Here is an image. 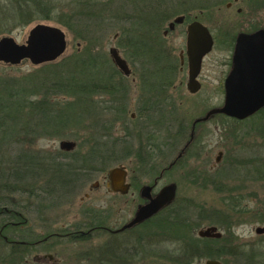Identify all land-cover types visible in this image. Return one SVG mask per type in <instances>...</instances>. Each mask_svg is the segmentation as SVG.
Masks as SVG:
<instances>
[{
  "label": "rangeland",
  "instance_id": "374dc122",
  "mask_svg": "<svg viewBox=\"0 0 264 264\" xmlns=\"http://www.w3.org/2000/svg\"><path fill=\"white\" fill-rule=\"evenodd\" d=\"M65 1L60 0V2ZM18 2L19 0H0V32L6 31V33L0 34V38L9 36L18 44H23L29 30L37 24H45L58 27L66 34V51L55 62L82 50L84 44L75 41L73 35L55 22L36 21L28 25H21L20 20L22 19L18 16V7L21 6L27 19L30 16L25 10L30 9V6L27 8V6L17 4ZM204 2L201 1L202 4ZM174 18L171 17L164 24L163 30L167 29L168 24ZM188 19L190 20L187 22L196 19L206 26L215 43L211 53L202 62L200 72L202 87L200 91L195 95H190L184 87L177 89V91L174 90L175 92L169 93L171 100L168 104H177L179 107L178 113L181 119L185 120L184 123L186 122V142L192 130V133H196L198 139L186 150V166L184 159H182L171 170L164 172L162 179L158 181L155 192L167 184H175L177 200L184 202L186 199H190L202 205L204 209V212H202L203 218L199 219V223L197 221V224L195 222L192 226L197 227L194 234L198 237L199 230L208 227L217 228L222 234L221 237H224L219 244L220 251L222 253L224 251V255L220 257L221 260H217L221 264H264V234L261 236L255 234V228L264 227L260 209V203L264 202V181L260 177L264 176L262 173L264 147L262 146L263 140L259 137V135H264V122H256L252 132L249 131L250 125L248 122L233 124L219 122L218 118L197 127L191 126L194 119L201 117L206 111L218 107L221 102L222 93L217 84L221 73L226 69L225 63L232 53L234 42L232 38H235L240 32L248 33L254 26L264 24V0H253V2H250V7L243 0H230L209 12L196 10L189 14ZM19 21L20 23H18ZM184 30L185 24L177 25L167 35V46L171 47L176 58L180 49L184 46ZM118 33L117 29L104 32V37L101 38L102 46L93 49L92 52L100 51L99 55L109 59L108 50L114 47L121 54L117 46L120 34ZM144 56L141 55V58ZM33 67L35 66H32L28 61L18 66L0 63V77L20 78L23 74L30 72ZM130 83L131 87L129 86L130 89L127 92L124 91L119 94V92L113 93L108 90L106 93H109V96L102 93L95 94V100L100 110L105 107V110L101 111V120L104 125H109L108 129H110L109 132H106L109 133L110 137H104L110 139H103V141L117 140L120 149H128L132 146L131 154L133 156L124 160L114 157L112 160L116 161L111 162L108 168L123 166L127 170L128 182L132 185V191L129 195L123 197L109 192L106 171L104 173H94L90 180L86 179L83 183L75 182L77 189L72 192L69 190L67 203L61 201L57 204L54 198H44L41 202V209L38 207L37 202L35 204L28 202L26 196H23V198L16 197L15 200L19 204L15 206L14 210L24 214L22 219L25 223L26 233L25 235L10 234V241L20 242L25 240L31 244L49 234L55 233L58 235L49 238L45 242L46 248L48 246L47 250H43L45 245L42 244L37 246L35 251L28 252L24 257L26 262L24 264H94L95 261L103 258L108 264H119L117 260L114 262L113 258L115 257L120 258L121 264H167L171 249L175 247L173 239H170L167 233L160 232L152 238L150 237L149 240L145 238L142 241L146 246V251L148 253L154 252L155 255L150 258V255L146 252L143 259H141L142 246L136 243V239L140 237L143 240L145 233L141 232V234L137 229H135V232L121 236L119 238L122 239L121 242L108 238L111 240L109 244L106 241V236L102 233L97 235L99 232L91 234L86 241L77 238H74V240L72 237L74 236L75 226L82 225L81 221L84 215L81 212L85 213L86 210L88 213L103 216L109 213L110 218L106 225L113 229L127 222L141 202L138 197L139 189L143 185L153 183L155 177L161 173L160 170L167 168L166 166L174 160L184 142L181 137L183 132H178V135H180L178 140L181 139L182 142L180 141L181 143L175 146L176 138L171 135L175 132L177 126L169 124L167 120H153L150 115L153 114L154 110L152 109L151 112L143 110L145 107L142 106H146L147 103L144 99L141 101L140 95L135 89V83ZM110 96L115 99L114 104H111L112 98ZM138 96L140 99H138ZM149 98L151 102L154 101L153 94H151V97L148 96ZM103 100H106L108 104H99L98 101L103 102ZM123 106L125 111V113L123 112L124 120L110 125L113 121V114L109 112V108H118L119 112H122L123 109L120 111V108ZM79 110V107H75L69 112V115L64 116L65 122L67 121L66 124L78 130L73 128L67 131L60 130L64 135L59 137L28 141L29 144L26 143L25 145H7L3 149V154H5L3 167L10 169L12 166L13 168L17 156L24 153L26 155L32 154L38 162L41 159V163L45 164L43 168L39 169V166L37 168L40 175L34 184V188L39 190L50 187L51 184L44 185V178H46V174L43 173L44 168L50 169L46 165L47 159L59 162L62 160L69 161L72 157H78L79 153H87L93 146V128L90 130L88 126L82 125L89 130L83 133L78 132L79 128L77 127L82 124V121L77 118ZM82 112L81 117L90 122V111L83 110ZM146 113L149 115V120L145 117ZM55 119L56 121L61 120V118ZM141 127L143 130H141ZM138 131L145 132L144 138H141L143 142L141 140L139 142V138L136 136ZM150 132L156 135L153 136L152 142H158L159 147L161 146L160 152H156L155 155L152 153V157L142 153V146H140V143H143L144 149L150 148L145 139L147 135H150ZM229 133L236 134V137H242L241 141L235 142L233 136L229 137ZM132 136H134L133 139ZM158 136H164L167 139L168 147L167 145L164 147L159 142L158 138L160 137ZM147 138L150 137L147 136ZM123 139L127 141L126 145L120 144ZM61 141L75 143L74 149L70 152L61 151L59 149ZM218 152H222V156L217 164L215 158ZM159 153L165 156L161 158ZM8 160H10V165ZM112 160L110 159V161ZM152 165L155 166L156 176L145 175L146 177L142 178L136 176L137 170H149ZM64 177H66V174L63 175ZM29 188L27 187L28 190H30ZM239 195H242L243 200H241L238 207L240 209L247 208L250 212L231 218L232 215L229 214L226 203L235 200ZM229 221L231 222L230 226H228ZM18 228L22 229L23 227L18 226ZM29 232L32 233L29 234ZM5 244H7L5 248L0 247V258L9 251L10 243ZM20 244L22 245V243ZM89 254L90 256H88ZM48 255L51 256L52 260L44 259V256ZM85 259H91L92 262L86 263ZM205 261L207 260L196 261L195 264H205Z\"/></svg>",
  "mask_w": 264,
  "mask_h": 264
},
{
  "label": "trees",
  "instance_id": "16d2710c",
  "mask_svg": "<svg viewBox=\"0 0 264 264\" xmlns=\"http://www.w3.org/2000/svg\"><path fill=\"white\" fill-rule=\"evenodd\" d=\"M201 1L205 2L202 4ZM226 1L230 0H66L65 2H60V0H19L17 4H22L27 8L30 6V9H24L30 16L27 19L21 6L18 7L19 13H17L22 19L20 20L21 25H28L36 21L55 22L73 35L75 41L84 45L82 50L76 51L71 56L58 62L33 67L30 72L23 74L20 78L0 77V231L2 230L0 247L5 248L7 245L5 243L11 242L10 234L25 235L26 233L25 223L22 219L24 214L14 210L15 206L19 204L15 200L16 197L23 198L26 196L28 202L31 204L37 202L41 209V202L44 198H54L57 204L61 201L67 203L69 190L72 192L77 189L75 182L83 183L86 179L90 180L96 172L108 171L109 164L116 161L112 160L114 157L124 160L133 156L131 154L132 146L128 149H120L117 140L103 141V139H110L109 133H106L110 130L108 129L109 125H104L101 120V111L105 110V107L100 110L97 103H93L92 100L94 94L106 93L108 90L115 93V88L106 81V78L113 73L106 71H117L116 67L110 58L106 59L99 55L100 51L92 52L93 49L102 46L101 38L104 37V32L114 29L119 31L117 46L123 58L130 63L133 69L140 67L146 71L150 70L152 57L157 54L159 74H164L167 70H173L168 57L170 51L163 47L162 30L164 24L171 17L178 15H185L188 21L190 20L188 19L189 14L192 12L196 10L209 12ZM243 1L249 7L250 2H253V0ZM2 33H6V31L0 32V34ZM141 55L145 56L141 58ZM116 92L118 93V91ZM150 93L148 90L143 94L144 98L147 97L145 100L147 104H152L151 99H148V96L151 97L152 93ZM157 100L158 104L159 102L160 104H168L171 97L168 92L160 90L157 93ZM114 103L115 99L112 98L111 104ZM75 107L80 108L77 118L82 121V124L77 127L79 128L78 132L83 133L91 130V128L94 129V134H92L93 146L87 153H79L78 157H72L69 161L62 160L59 162L47 159L46 165L50 169L44 168L43 173L46 174L44 185L51 184L50 187L39 190L34 188V184L40 175L37 168L39 166L41 169L45 164L41 163V159L38 162L32 154L26 155L24 153L17 156L13 168L12 166L10 169L3 167L2 163L5 160L3 149L7 145H25L26 143L29 144L28 141L59 137L64 135L61 131H67L70 128L76 129L66 124L67 121L65 122L64 119V116L69 115V112ZM120 109L123 111L119 112L118 108H109V112L113 114V121L110 125L124 120V106ZM83 110L90 111V122L81 117ZM55 118H61V120L56 121ZM82 125L88 126L89 129ZM141 130H143L142 127ZM144 134L145 132L141 131L136 133L139 142L142 141L141 138H144ZM106 136L109 137L104 138ZM147 136L145 138L146 144H149L150 148L144 149L143 143H140V146H142V153L152 157V153L155 155L156 152H160L161 146L159 147L158 142H152L155 134L150 132V135ZM158 137H160L158 138L159 142L165 147L167 139L164 136ZM133 138L134 136H132ZM126 143L125 139L120 142L123 145ZM163 156L165 155H160L161 158ZM8 163L10 165V160ZM154 168L155 166L152 165L149 170H137L136 176L140 178L156 176L157 172ZM262 169L264 175V168L262 167ZM65 174L66 177L63 178ZM260 177L264 181V176ZM27 187H30V190ZM241 200H243L242 195H239L235 200L226 203L229 214L232 215L231 218L250 212L247 208L240 209L238 207ZM260 204L264 221V202ZM202 212L204 209L201 204L190 199L181 202L175 197L170 205L152 218L139 224L136 229L140 233H145L143 240L140 237L136 239V243L142 246L141 259L146 256L147 252L142 241L145 238L149 240L150 237L152 238L162 232L167 233L175 243L174 249H171L169 254L167 264H195L196 261L201 260H221L220 257L224 255V251L223 253L220 251L219 244L224 237L206 239L198 238L194 234L197 227L192 226L195 222L197 224V221L199 223V219L203 218ZM81 213L84 215L81 221L82 225L75 226L74 231L103 227L110 218L109 213L105 216L88 213L87 210L85 213ZM230 225L231 222L229 221L228 226ZM18 226L23 228H18ZM73 234V239L86 241L93 233ZM99 234L101 233H97V235ZM27 244L25 240L10 243L8 253L0 258V264L26 263L24 257L30 249ZM148 254L150 258L155 256L154 252ZM113 259L114 262L117 260L121 264L120 258L115 257ZM85 262L92 261L85 259ZM94 264H108V262L103 258L95 261Z\"/></svg>",
  "mask_w": 264,
  "mask_h": 264
},
{
  "label": "water",
  "instance_id": "95a60500",
  "mask_svg": "<svg viewBox=\"0 0 264 264\" xmlns=\"http://www.w3.org/2000/svg\"><path fill=\"white\" fill-rule=\"evenodd\" d=\"M183 16H178L168 24L172 30L175 24H180ZM165 34L167 33L164 32ZM67 48L66 34L58 27L37 24L29 30L23 44H18L12 37L0 38V63L18 66L28 61L32 66H40L58 60ZM213 48V38L202 23L197 20L190 22L186 29V56L188 62V90L196 93L200 89L197 77L201 71L203 58ZM109 56L116 68L124 75L130 74L126 61L114 47L108 50ZM264 33H239L233 50V66L225 80V100L220 109H213L195 123L207 120L214 113H222L229 117L243 120L264 107ZM194 127V126H193ZM193 132V130H192ZM75 143L61 141L59 149L70 152ZM181 155L178 156V158ZM175 163V161L173 162ZM173 163L171 165H173ZM127 170L123 166L110 168L107 173V187L112 193L127 194L130 185L126 182ZM152 186L145 185L140 189V196L146 201L138 206L133 218L118 231L130 229L155 216L162 209L170 205L176 197L175 184H167L152 195ZM263 228H256V234H262ZM199 238L220 239L222 234L215 227L199 230ZM205 264H221L217 260H207Z\"/></svg>",
  "mask_w": 264,
  "mask_h": 264
},
{
  "label": "flooded vegetation",
  "instance_id": "af4514ba",
  "mask_svg": "<svg viewBox=\"0 0 264 264\" xmlns=\"http://www.w3.org/2000/svg\"><path fill=\"white\" fill-rule=\"evenodd\" d=\"M182 16H183L182 23L175 24L173 29L171 30V31H173L177 25H184L185 24V30H184L185 42H184L183 48L180 49L177 58L172 53L171 47L167 46V41H166L167 35H168V32H171V31H168L165 34L164 32H166V29L162 30V40H163V43H164L163 47H165L167 50L170 51L168 57H169V61L171 63V67L173 68L172 71H168L167 70L166 72H164V74L163 73L159 74V61H158L157 54L153 55V57H152V62H151L152 67H151L150 70L146 71V70L141 69L140 67L138 68L136 64H135V66L137 68L133 69V67L130 65V63L125 60L126 63L129 66V69H130V74L129 75H127V76L124 75L118 69H116L117 71H109V70L106 71V72L113 73L111 76H108V78H106V81L108 83H111L112 86L115 88L114 92H116V91H118V92L126 91L127 92L130 89V87H131V83L130 82H134L135 83V89H136L137 93L140 95L141 101H143V99L147 100L146 98L143 97V94L146 91L150 90V92L153 94L154 101H152V104H148V106H147V104H145L146 106H142V104H141V106L145 107L143 109L145 112H148V111L151 112L152 109L154 110L153 114L150 115V117H152L153 120H155V121H159L160 119H161V121L162 120H167V121H169V124H171L173 126L174 125L177 126L175 128V132L172 133V135H171V136H174L176 138L175 146L179 145L182 142L181 139H180L181 142L178 140V136L180 137V135H178V132H183L181 137L184 140V142H183L181 148L179 149V152L175 156L174 160L166 166L167 168H164V169L160 170L161 173L158 176L155 177V180H153L152 184H147L149 186H152L154 184V187L152 189V195H155L159 191L158 190L157 192H155V190L157 188L158 181L160 179H162L164 172H167V171L171 170L182 159H184L185 166H186V150L189 147L192 146V143L196 139H198V136L196 135V133H192V131H191L190 134H189V139L186 142V122L184 123L185 120L181 119L180 114L178 113L179 112V110H178L179 107H178L177 104H157L158 102H156L157 101V99H156L157 98V93L160 90L163 91V92L170 93V92H172L174 90L177 91V89L179 90V89L184 87L188 94L195 95V94H197L200 91V89L202 87V80L200 78V73H199V75L197 77V81H198V83L200 85L199 91L196 92V93H190L189 90H188L189 78H188V62H187V56H186V29H187V25L191 21L187 22L186 16L185 15H182ZM186 23H187V25H186ZM257 32H263L264 33V24L263 25H259V26H254L250 30V32L245 33V34L250 35V34L257 33ZM236 37L234 38V42H233V46H232V53H231V55L229 57V60L225 63L226 69L221 73L220 79H219L218 84H217L218 88L220 89V91L222 93L221 102L219 103L218 107L212 108V109L206 111L201 117L194 119L191 126L197 127L198 125H203V124H205L207 122H210L214 118H218L219 122H227V123H233V124H241V123H244V122H248V124L250 125L249 131L252 132L253 131V126L256 125V122H262V123L264 122V107H262L261 109L256 111L254 114L250 115L248 118L243 119V120H238L236 118L229 117V116H227L225 114H222V113H214V114L210 115L207 120L200 121V122H197V123L194 124V122L197 119H202L211 110L220 109L224 105V100H225V88H224V85H225V80L227 79L230 71L232 70V66H233V50H234V45H235V42H236ZM214 43H215V40L213 39V46H214ZM156 47L158 48V45H156ZM208 55H206V56H208ZM201 66H202V64H201ZM257 80L259 82L261 81V83L264 82V81L260 80V78L259 79H255L254 78V82H256ZM128 81H130V82H128ZM102 94L107 95V96L110 95L109 93H105V92L102 93ZM140 98L138 96V99H140ZM92 100H93V103L96 102L95 94L93 95ZM98 102H99V104H102V103L103 104H108L106 100H103V102H101V101H98ZM144 111H143V113H144ZM158 112H160V113H158ZM145 117H146L147 120H149V118H148L149 115L147 113H146ZM232 136H233L235 142L238 143V141L239 142L241 141L242 137H236L237 136L236 134L229 133V137H232ZM259 137L262 138V140H263L262 146L264 147V135H259ZM166 145L168 147V143ZM168 150H169V148H168ZM179 155H181V156L178 158ZM221 156H222V152H218L217 156L215 158V162L217 164L219 163ZM174 161H175V163H173ZM234 161H237V160H234ZM172 163H173V165H171ZM126 182L130 185V188H129L127 194H125V195H121L119 193H115V194H118L121 197L127 196V195L130 194V191H132V185L128 182V174H127ZM143 186H145V185H143ZM140 189L138 191V195H139L138 197L140 198L141 202L137 205L132 217L127 222L123 223L122 225H120V226H118L117 228H114V229L111 228V227H108L106 225V226H103V227H100V228H96V229H90V230H85V231L84 230L74 231V233L75 234H77V233L88 234V233L99 232V233H102L104 236L107 237L106 241H107L108 244L111 242L110 239H112L113 241L115 240V241L121 242L122 239H119L121 236L127 235L128 233L133 232V231L135 232L136 227L139 224H141V223H139V224L135 225L134 227H132L130 229H126V230H123V231H118L120 228H122L125 224H127L133 218L138 206H140V205H142V204H144L146 202L139 194ZM109 192H110V190H109ZM107 222H109V221H107ZM262 228L264 229V227H262ZM255 230H256V228H255ZM1 231H0V233H1ZM31 233L32 232H29V234H31ZM263 234H264V230H263L262 234H256V235L257 236H261ZM56 236H58V235L55 234V233L54 234H49L48 236L44 237L43 239H41L39 241H36L34 243H31V244L28 243V245L30 246V249H29L28 252H31L33 250L35 251L36 250L35 248L37 246H39V245H42V244L45 245L43 250H45V249L47 250L48 246L46 248V243L45 242L49 238H53V237H56ZM108 238H110V239H108ZM4 240L6 241V239H4ZM10 243H13V241H11ZM46 258L49 259V260H52L50 255L44 256L45 260H46Z\"/></svg>",
  "mask_w": 264,
  "mask_h": 264
}]
</instances>
